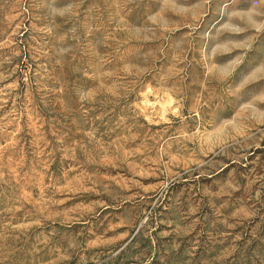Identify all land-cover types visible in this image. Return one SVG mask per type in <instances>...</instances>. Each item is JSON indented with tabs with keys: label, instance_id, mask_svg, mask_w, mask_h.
I'll use <instances>...</instances> for the list:
<instances>
[{
	"label": "rangeland",
	"instance_id": "obj_1",
	"mask_svg": "<svg viewBox=\"0 0 264 264\" xmlns=\"http://www.w3.org/2000/svg\"><path fill=\"white\" fill-rule=\"evenodd\" d=\"M0 264H264V0H0Z\"/></svg>",
	"mask_w": 264,
	"mask_h": 264
}]
</instances>
